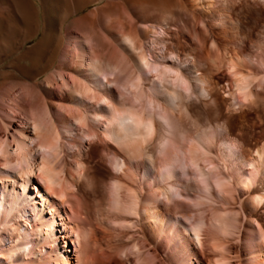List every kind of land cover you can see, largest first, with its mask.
Returning <instances> with one entry per match:
<instances>
[{
  "label": "bare ground",
  "instance_id": "1",
  "mask_svg": "<svg viewBox=\"0 0 264 264\" xmlns=\"http://www.w3.org/2000/svg\"><path fill=\"white\" fill-rule=\"evenodd\" d=\"M186 1L190 5L193 2ZM201 1L205 8L209 9L213 5L212 0ZM80 21L90 22L88 16ZM141 29L134 34L131 33L132 28L130 32H125L123 27L118 33H109V37L97 31L88 34L80 29H69L68 43L56 72L49 74L43 81L30 82L27 79L19 83L16 90L8 89L0 93V264L90 263L91 259L83 254L87 236L67 219L64 210L71 191L78 190V177L85 171L86 162L84 156L82 160L76 161L78 173L75 169L71 172L72 180L64 176L56 152L58 144L61 149L64 146L61 128L76 125L90 141H102L103 137H107L120 146L127 156L122 158L119 156L120 151H116L113 157L114 161H120L118 166L123 174L114 181V189L118 192L123 177L127 175V157L139 160L143 155L141 152L149 153L154 149L153 141L158 130L163 129V124L156 116L172 114L184 120L182 108L187 105L184 102L185 93L178 90L179 70L172 65L156 64L153 69L155 73L152 74L153 67L145 52V45L140 46L138 41V37L145 36L148 28ZM107 38L113 39L126 52L131 66L134 65L140 71L139 83L121 85L119 77L113 75L115 71L129 73L130 67L126 61L120 63L114 51L107 49L104 45ZM51 44L54 46V43ZM46 45L48 47L50 44ZM49 56L48 59H51ZM158 57L166 59L164 56ZM170 59L168 61L172 63L177 61L176 56ZM236 59L231 61L234 92L229 96L233 99L238 96L242 106H251L260 97V91L264 90V62L261 64L263 74L254 77L240 71L245 60L240 57ZM27 70L34 72L33 69ZM109 75L114 76L113 79ZM183 82L187 84V80ZM194 82L196 84L192 86V93L204 97L202 93L206 89L202 86L203 80L194 77ZM114 86H122L131 92L129 104L117 103L106 97L107 94L115 95ZM108 99L113 102L110 103V110L105 112L100 102L109 103ZM87 111L94 114V122L101 125V128L98 127L101 133L86 115ZM201 127L185 132L183 138H171L164 151H160L159 160L166 162L169 167L165 175L159 178L155 173H148L144 191L143 188L140 191L127 186L125 188L128 190L123 192L128 195H119L118 192L114 205L116 209H124L127 212L124 215H133L138 219V222H127L129 229L139 225V230L130 238L138 264H162L161 258L148 249L151 244H154L156 251L166 250L173 264H264V227L259 220V213L264 212V147L256 151V157H250L239 144L231 142L227 134L221 132L215 145L221 151V161L225 166L220 168L219 163L209 157L215 148L214 137L211 138L213 135L210 137L207 132L202 133L203 136L199 134ZM41 150L50 155L41 153ZM180 153L186 162L187 173L197 172L203 177L200 183L187 182L182 178L185 167L179 162L178 165L172 163L173 155L178 157ZM139 164L137 162L138 168ZM208 165L212 167L205 173L204 169ZM131 175L127 177L131 178ZM132 178L135 179L134 176ZM38 180L44 181L46 191ZM152 183L154 186L148 188ZM174 189L180 191L182 197L198 195L199 201L195 205L204 220V227L199 226L195 231V240L202 250L209 252L206 261L192 247L187 226L181 224L185 232L189 233L188 236H173V211L182 212V216L188 217L193 212L189 203L176 198ZM237 204L239 210L233 209ZM80 207L78 204L74 209L75 214L82 215ZM27 214L30 219H23ZM84 214L88 215V212ZM242 217L244 221H241ZM139 233H142V238L136 237ZM237 235L242 242V255L232 259L230 255L234 253V247L225 240ZM67 239L75 246L74 251ZM37 246L44 252L40 259L34 258L38 254L35 251ZM119 264L125 263L120 260Z\"/></svg>",
  "mask_w": 264,
  "mask_h": 264
},
{
  "label": "rangeland",
  "instance_id": "2",
  "mask_svg": "<svg viewBox=\"0 0 264 264\" xmlns=\"http://www.w3.org/2000/svg\"><path fill=\"white\" fill-rule=\"evenodd\" d=\"M212 3L213 5L208 9L201 0H193L191 5L186 0H0V93L8 89L16 90L18 84L27 79V81L30 79V82L43 81L49 74L56 72L61 63L62 52L68 43L69 29L73 31L80 29L88 34L97 31L109 37V33H118L121 29L123 30V27L125 32H130L132 28L131 33L134 32V34L137 31L140 32L141 27H147L145 36L138 37V41L140 46L145 45V52L153 67L152 74L155 73L153 69L156 64L172 65L177 68L179 70L178 90L185 93L184 102L187 106L182 108L184 120L172 114L156 116L157 120L163 124V129L158 130L157 137L153 141L154 149L149 153L141 152L143 155L139 157V160L127 157L129 163H127V175H124L127 177L132 174L135 179L132 175V179L130 176L127 178L124 176L121 184L122 191H118L119 195H126L127 193L123 191L125 189L127 191L129 186L140 191L143 188L144 191L148 173H155L159 178L165 175L169 167L166 162L159 160L160 151H164L171 138H183L185 132L193 131L196 127L202 126L199 133L201 135L204 132H207L210 137L213 135L211 138L214 137V147L222 132L227 134L231 142L239 144L245 154L256 157V151L264 147V90L260 91V97L251 106H242L238 96L233 99L229 94L234 92L231 61L238 60L236 57L245 60L242 62L243 65L241 64L242 68H239L240 71L247 75L250 73L254 77L263 74L261 64L262 61L264 62V1L212 0ZM85 16L89 17V23H81L80 19ZM113 41L107 38L104 45L107 49L114 51L120 63L126 61L130 67L129 73L115 71L113 75L119 77L121 85L139 83L140 71L134 65L131 66L126 52ZM48 43L50 47H47ZM34 47H36L35 50ZM46 50L51 54L46 53ZM34 51H37V54H34ZM123 52L124 55H122ZM45 53L46 56H43ZM156 53L166 59L158 57ZM48 55L51 59H48ZM42 56L47 58V63ZM172 56H176V63L168 61ZM27 68L33 69L34 72L30 73L29 70L26 72ZM114 76L109 75V78L113 79ZM194 77L203 80L202 86L206 89L202 93L204 97H201L199 93L195 95L192 93V86L196 84ZM185 80L187 84L183 82ZM114 88L115 95L105 96L117 103L129 104L132 98L131 92L122 86H114ZM108 100L109 103L100 102L105 112L110 110V103L113 102ZM86 115L94 122L92 112L87 111ZM94 123L101 133V129L98 128H101V125H98V122ZM73 126L61 128L64 146L61 149L60 145H57L56 152L59 156L57 162L60 163L64 176L71 180V172L73 173L75 169L78 173L75 167L76 161L82 160L83 156L86 169L81 172L82 176H77L78 190L71 191L65 203L67 219L87 236V246H84L83 254L91 259L88 264H119L120 260L125 264H136V255L132 252L130 238L139 230V225L135 227L136 229H129L127 222L129 220L138 222V219L133 215H124L127 213L126 210L116 209L114 206L118 198L114 181L123 174L118 166L120 161H114L113 157L116 151H120L119 156L122 158L127 155L111 139L103 137L102 141L94 140L95 143L85 138V133L76 125ZM40 152L50 155L44 150ZM209 157L214 158L220 168L225 167L218 147L211 151ZM137 162H140L139 168ZM178 162L186 169L182 153L178 157L173 155L172 163L175 165ZM211 167L208 165L204 169L205 173ZM182 178L187 182L200 183L203 177L197 172L189 175L186 169ZM38 182L46 191L44 181L38 180ZM153 186L154 183L148 185V188ZM174 194L176 198L189 203L193 212L189 218L187 213H183L186 216H182V212L173 211L172 214L175 215H172L173 236L175 238L188 236L190 233L192 247L198 252L199 257L206 261L209 252L202 250L195 240V231L199 226L204 227V220L201 219L199 209L195 205L199 201L198 195L182 197L180 191L177 192L175 189ZM78 204L82 207V215L75 214L74 209L78 207ZM239 208V204L233 206L235 210ZM86 212L88 215L84 214ZM259 216L260 223L264 227V212L259 213ZM23 219H30V216L27 214ZM241 221H244L243 217ZM181 224L188 227L189 233L185 232ZM136 235L138 238L143 237L142 233ZM225 241L234 247V253L230 257L238 259L242 255V242L238 235ZM67 242L74 251L75 246L70 239H67ZM148 249L155 252L159 259L161 258L162 264H173L169 261L166 250L156 251L154 244L149 245ZM35 251L38 253L34 257L36 259H40L44 254L38 246Z\"/></svg>",
  "mask_w": 264,
  "mask_h": 264
}]
</instances>
